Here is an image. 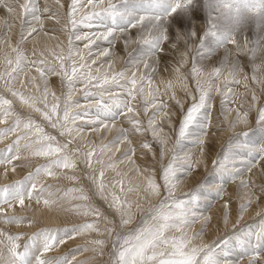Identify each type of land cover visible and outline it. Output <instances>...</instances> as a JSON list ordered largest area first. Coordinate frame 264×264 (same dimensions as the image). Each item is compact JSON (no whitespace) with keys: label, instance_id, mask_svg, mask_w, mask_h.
<instances>
[{"label":"snow or ice","instance_id":"snow-or-ice-1","mask_svg":"<svg viewBox=\"0 0 264 264\" xmlns=\"http://www.w3.org/2000/svg\"><path fill=\"white\" fill-rule=\"evenodd\" d=\"M121 2L127 5L129 0ZM55 3L64 7L62 0ZM133 3L135 9L120 11L114 0H69L63 28L68 33L67 50L62 44L56 46L59 53L34 47L29 56L24 43L44 32V13L54 18L56 12L47 0L43 7L40 0H0V7L6 10L3 22L7 29L0 43L8 44L14 54L5 53L0 71V143L7 141L0 149V167L5 177L18 167L32 169L23 179L0 185V224L37 223L33 217L17 214V204L21 210L32 203L42 204L82 218L70 226L46 225L31 233L0 229V264H89L76 260V254L92 251L102 255L105 239H93L63 256L49 254L68 240L93 232L112 241L107 264H243L244 259L248 264H264V208L251 223H243L254 199L259 200L255 191L240 197L238 221L230 230L210 243L201 240L211 222V216L201 208H210L211 200H225L229 183L239 181L238 190L252 189L250 176L245 180V174L264 165V35L260 34L264 33V0ZM17 9L21 17L30 16L32 23L21 20L20 39L13 46L9 44L12 25L8 21ZM201 11L206 13V23L197 30ZM253 13L258 33L254 39L240 30L245 14ZM223 17L232 21L227 28L219 23ZM98 40L107 42L108 47L93 54ZM121 41L128 57L126 64L136 67L131 74L127 67L114 70L115 47ZM181 42L183 51L179 49ZM133 44L135 49L129 51ZM165 44L179 51V58L173 68L175 77L161 81L162 94L154 76L159 73L161 55L167 51ZM218 49L224 50L223 57L218 66L206 71L202 61L207 57L202 54L212 56ZM242 54L249 58L250 73L244 72L239 59ZM96 57L103 60L104 70L94 69L101 62ZM189 63L188 71L181 72ZM33 69L35 75L17 88V78ZM203 75L207 80L201 79ZM53 76L59 78V94L50 85ZM29 83L35 91L26 90ZM241 85L243 94L237 92ZM177 86L184 92L183 99L176 95ZM77 91L81 92L78 98ZM213 93L221 97L225 121L232 112L235 117L227 128L233 135L210 156L207 145L213 127ZM240 95L243 102L237 100ZM138 96L142 107L136 104ZM233 103L237 104L235 109L230 107ZM17 104L30 111L22 115ZM173 104L179 110L178 124ZM252 113L254 119H250ZM240 124L245 127L237 133ZM113 129L116 135L106 141L101 134ZM92 135L101 136L99 142L91 139ZM187 143L192 147H186ZM194 149L201 150L200 159H193ZM117 152L120 157L115 156ZM22 153L27 155L22 157ZM137 153L150 156L151 162L137 164ZM29 157L42 158L43 162L35 166L15 163ZM125 162L142 183L134 182L129 172L121 169ZM201 165L210 169L207 175L195 187L181 191ZM80 171L86 175L87 187L80 183ZM109 172L114 175L109 177ZM46 177L68 180L74 186L46 184ZM259 188L264 193V184ZM133 193L135 200L129 199ZM149 197L160 199L145 211L141 200ZM95 198L106 204L108 214L94 203ZM222 207L227 228L231 205L225 201ZM201 221L200 231H192ZM237 252L240 259L231 260Z\"/></svg>","mask_w":264,"mask_h":264},{"label":"rangeland","instance_id":"rangeland-1","mask_svg":"<svg viewBox=\"0 0 264 264\" xmlns=\"http://www.w3.org/2000/svg\"><path fill=\"white\" fill-rule=\"evenodd\" d=\"M21 2H22V0H21ZM47 2L50 5V7L56 12V15H55L54 18H48V13H44V17H45V19H44V26H45L44 27V32H41L38 36L35 37V39L29 38L24 43V45H23L24 50L28 53L29 56H31L32 49L34 47L36 49H38V50H43L45 48H51L50 45H49V42H50L49 39L46 36H44L43 34H46L49 37L53 36L55 39L52 40V41L54 43H56L57 45L58 44H62L64 46L65 50H67L68 33L66 31H64L63 28L67 24V18H66L65 14L67 12L69 0H62V3L64 5L63 8H59L56 5L55 0H47ZM114 2L117 3L118 5H120V11L133 10L136 7L135 4L133 3V0H129V3L127 5L123 4L121 2V0H114ZM44 3H45V0H40L41 7L44 6ZM14 7H15V5H14ZM5 15H6V10L4 8L0 7V38H3L6 35V33H7V29L5 28V25H4V22H3V18L5 17ZM22 19L28 20L30 24L32 23L31 17L30 16L21 17L19 15V10L18 9L13 13V16L11 18H9L8 22L12 25L11 33L8 34L10 36V39H9V44L10 45H13V46L16 45L17 42L20 39L21 20ZM107 22L111 23V20H109ZM204 23H206V13L201 11L199 13V21H198V26H197L198 29L197 30H199V25H202ZM219 23H220L222 28H227V27H229L231 25L232 21L230 19H228L227 17H223V18H221ZM93 30L96 31V30H103V29H93ZM240 30L242 32H244L245 36H247L249 38H253V39L255 38V36L258 33H257V27H256V16H255L254 13L253 14H245V20L240 25ZM131 34L133 36H135L136 35L135 30H131ZM260 34L264 35V33H260ZM61 36H64V38L62 40H61ZM79 46L81 48H83V44L82 43H80ZM210 46H213V45H210ZM107 47H108L107 42L98 40L96 42V45L92 49L93 54L98 52L101 48H107ZM135 47H136V45L133 44L132 47L129 49V51H131L132 49H135ZM164 47H165V49H167V51L164 54L161 55V61H160V65H159V69L161 67L162 68L164 67V69H163L162 72H160V70H159V73L154 76V82H155V84H159L160 85V91H161L162 94L164 93V86H163V84H161V81L162 80L173 79L175 77L176 74L173 72V68L177 66L176 65V61L179 58V51L170 49L168 44H165ZM179 49H180V51L184 50L183 42H181L179 44ZM54 50L57 53H59V51H60L59 48H57V47L54 48ZM5 53L13 54V53H11V48L9 47L8 44L0 43V71H3V69H4L3 57H4ZM85 53H87V50H85ZM115 53H116V55L114 57V59H115L114 70L119 71L120 69H123V68L127 67L128 71H129V74H131L132 72L136 71V67H134L130 63L126 64V62L128 60V57H127V55H126V53L124 51L123 42L122 41L116 45ZM138 54L139 53H134V55H138ZM202 55L207 57L206 59H204L202 61V63L205 65V70L207 71V70H210L212 66H218V62L220 61V59L224 55V50L223 49H218L216 51V53L213 54L212 56H207L206 53H203ZM234 58H235V54H234ZM88 59H89V63H90L91 62V57H89ZM96 59L100 60L101 62L99 64L95 65L94 69L95 68H100L101 70H104V62H103V60L100 57H96ZM239 59L241 60L243 66H244V72L245 73H250V66H249V58H248V56L242 54V55H240ZM257 63H260L259 59L257 60ZM189 67H190V63H189V65L185 66L184 69H181V72H187ZM140 72L143 73V69L142 68L140 69ZM32 75H35L34 69L30 70L29 72H27V73H25V74H23L21 76H19L17 78V80H16V87L20 88L21 87V81H25L27 77H31ZM225 76H227V70H225ZM201 79L202 80H207V76L203 75L201 77ZM52 83H56V89H57L56 92H57V94H59V91H60L59 78L56 77V76L51 77L50 78V85L51 86L53 85ZM218 83H221V86H222V82H218ZM27 89H31L32 91H35V89L32 87V85L30 83L26 85V90ZM175 91H176V95H177L178 98H181V99L184 98V92L179 86H177ZM237 92L240 93V94H243L245 92V89H244L243 85H241V86H239L237 88ZM75 95L78 98L81 95V92L77 91ZM164 98L167 99L166 95H165ZM220 100H221V97L219 95H217L216 93H213V104L215 106L214 110H213V113H212V115H213V127L211 129V133L212 134H211V136L208 139L207 148L211 144L219 143L220 141H221L220 144L221 143L223 144V142L226 141L229 136L233 135V133L231 131H227V128H228V122H230L232 119H234L235 112H232L228 116V121H225L224 114L221 113V110H220ZM237 100L239 102H243V100H244L243 95L238 96ZM49 102L51 103V102H54V101L50 100ZM136 104L138 106L142 107V98L141 97H139V96L137 97ZM185 107H187V104H185ZM230 107L235 109L237 107V104L236 103L230 104ZM17 111H19L22 115H26L30 111V109L27 108V107H20L19 104H17ZM173 111L176 113L175 122L178 124L179 123V115L180 114H179V110L175 107L174 104H173ZM37 119H39V117H37ZM250 119H254V113L250 114ZM124 126L127 127V124H125ZM244 127L245 126L243 124L238 125L236 127V132L237 133L240 132ZM46 130L51 131L54 135H56V132L54 130H52V129H46ZM165 130L167 131V128ZM115 135H116V131L111 136H109L108 139H106V141L107 140H111ZM101 136H106V134H101ZM85 138L87 139L88 137H85ZM90 138L93 139V140H94V138H96L97 142H99V140H100V136L98 137L96 135H92V136H90ZM133 139H134V143H135V138H133ZM79 142H81V141H78V143ZM6 143H7V141L5 143H0V149L4 148ZM171 144H172V140H170L169 147H171ZM220 144H217V148L218 149H217L216 153H218L221 150L222 145H220ZM218 145H219V147H218ZM186 147H192V145L190 143H187ZM200 151H201L200 149H194L195 155L193 156V159H197L198 158V156L200 155ZM24 155H27V154L26 153H22V157ZM120 155H121V153H119V152H117L115 154L116 157H120ZM140 156L141 155L139 153H137L136 161L140 165H142V163L146 164V162H150L151 158L150 159H146L143 156H142L143 158H139ZM29 162H31L33 164V166H35V164L37 162L42 163L43 159L41 158L39 161H37V159L29 157L28 160H25V159L22 158L19 161H15V163L20 164V165H23V164L29 163ZM120 166H121V169L123 171L129 172V176H130L131 179L134 180V182L140 181V177L139 176H135V174H133L132 172L129 171V165L127 164V162L121 164ZM25 168L26 167H18L16 169V172L19 173L20 170H23ZM80 168L83 169V165H81ZM30 170H32V169L26 168L25 171L22 173V175L12 178L11 177L12 176L11 173H13V172L9 171L7 177H5L4 168L0 167V185L8 184V183H11V182H13L15 180H18V179H23V177L26 176L28 171H30ZM209 170L210 169H208L207 171H209ZM262 170H264V165H261V166H258L256 168H253L250 174L249 173L245 174V176H244L245 180H248L249 176H250V179H251V182H252V185H253L252 189H239L238 190L237 185L239 184V181H236L235 183H229L226 186L227 187V191H226V195H225V200H223V201L211 200V207L210 208L207 207V206H203L201 208V211L205 215L211 216V219H212L213 216L218 214V211L223 210V213H224V208L222 207V205H223V203L225 201H228L230 203L231 209H230L229 225H228L227 228H225L224 224H223V220H221L217 227L220 228V230L223 229V231L220 232L218 235H223L226 231H228V230H230L232 228L233 224L237 223V221H238V208H239V205L241 203L240 197L245 196L249 191H255L256 196L259 197V200L262 199V197L264 196V193L260 192L259 186L264 184V181L261 182V179L257 178L258 175H262ZM207 171L205 173V176L207 175ZM19 174H21V173H19ZM78 174L81 177L80 183L83 184L85 187H87L88 186V181L86 179L85 173L83 171H80ZM110 174L114 175V173L109 172L108 173L109 177H110ZM197 174H200V173H197ZM3 179H5V180H3ZM208 180H209V182H211L212 181V177L209 176ZM43 182L46 183V184H54V185L59 184L60 186H62L64 188L74 186L73 182L68 181V180H63V179L53 180L51 178H47L46 177V178H44ZM230 188H233L234 191H235L233 195H232V193L230 191H228ZM136 198L137 197H136L135 193L130 194V196H129V199H132V200H135ZM159 199H160V197H159ZM255 201L256 200L254 199L252 207L249 210L254 208L253 205H254ZM216 202H218L217 206H216V204H217ZM94 203L97 204L99 207H101L105 211V214H108L109 210L107 209L106 204L102 200H100L99 198H95L94 199ZM154 203H156V202H154ZM154 203H152V204H154ZM65 207H67V205H65ZM148 207H149V204H147V206L145 207L144 210L147 211ZM40 208H45V207L42 204L41 205H36V204L32 203V204L29 205V207L26 210H21L20 206L17 204L15 206V212L17 214L33 217L37 221V223H35V224L31 225V226H29L28 224H23V225H21V224H11V225L0 224V229H7L8 231H10L12 233H17V232L31 233V232L39 230V228L47 225L46 222H44L42 219H40L39 217L36 216L35 210H39L40 211ZM261 208H264V206H262L260 202L257 203L256 207L254 208L253 214H251L248 218H243V223H245V224L251 223L252 220L256 217V213L259 212L261 210ZM45 209L59 210L58 208H45ZM249 210L244 214V217H245V215H247L249 213ZM12 211H13V209H8L9 213H11ZM134 211H136V210L134 209ZM70 215H71L70 220L68 222H66L65 224H59V225L58 224H52L50 226H55V225H57V226H66V224H67V226H70L71 224L79 222L82 219L81 217L75 216L73 213H71ZM138 215H140V214H138ZM140 216L137 217V219H139ZM233 217H234L235 221H233ZM202 223L203 222L201 221V222H198L197 224H195L193 226V228H192V231H194V232L200 231ZM210 224H211V222L207 225V229L210 226ZM48 225H49V223H48ZM101 226H103V225H101ZM132 226H135V225L133 224L130 227H132ZM34 227H35V229H34ZM207 229H206L204 235L201 237V239L205 238V235L207 233ZM31 230H33V231H31ZM89 235H91L94 239H95L94 236H96L97 237L96 239H105L107 241L105 246H104V251L107 250L106 251L107 254L104 251H103L102 255L94 253L92 251H88V252H83V253L76 254L75 259L78 260V261L87 260L89 262V264H100L99 262H103L101 264H107V261L109 260V253H110L111 248H112V241L110 239H108L106 235L105 236H99V235L97 236V234L95 232L90 233V234H86V235H83V236H78V237H76V238H74L72 240H68L67 243H65L64 245H62V246H60L58 248H55L49 255L52 256V257L63 256L65 254L70 253V251L72 249L76 248L79 245L89 244L90 241L83 240V239H89V237H88ZM200 242H201V240H200ZM208 243H209V241H208ZM66 244H68V245H67L66 248H64V251H62V250L58 251L61 247L66 246ZM69 245L71 247H68ZM229 258L231 260H233V261H237V260L240 259L239 255H238V252L234 253ZM243 261H245L244 262L245 264H248L247 259H244Z\"/></svg>","mask_w":264,"mask_h":264},{"label":"bare ground","instance_id":"bare-ground-1","mask_svg":"<svg viewBox=\"0 0 264 264\" xmlns=\"http://www.w3.org/2000/svg\"><path fill=\"white\" fill-rule=\"evenodd\" d=\"M198 26V25H197ZM198 29V28H197ZM44 36H46L48 39H49V45H50V47L51 48H56V46H57V44L56 43H54L52 40H54L55 38L53 37V36H47L46 34H43ZM64 38V36H61V40ZM163 69H164V67L162 68H160V72H162L163 71ZM53 85H52V87H53V89H55V90H57L56 89V83H52ZM58 88V87H57ZM116 130L115 129H113V131L112 132H110V133H107L106 134V139H108V137L109 136H111L114 132H115ZM99 137V136H98ZM100 139H101V136H100ZM94 140L96 141V138H94ZM221 142V141H220ZM220 142L219 143H213V144H211L209 147H208V153H209V155L211 156V155H214V154H216V151H217V144H220ZM169 144H170V140H169ZM220 145H222V143L220 144ZM218 147H219V145H218ZM139 158H143L142 156H140ZM151 157L149 156V157H147L146 159H150ZM197 159H200V155L198 156V158ZM137 162V161H136ZM150 162H151V159H150ZM137 164H139V163H137ZM142 165H145L144 163H142ZM121 167V166H120ZM26 169V168H25ZM25 169H23V170H20L19 171V173H21V174H19L18 172H15V173H11L12 174V178L13 177H18V176H20V175H22V173L25 171ZM206 169L204 168V166L203 165H201L200 167H199V170L196 172V174H195V176L194 177H192V178H189L186 182H185V184H184V186L182 187V189H181V191H187V190H189L190 188H193V187H195L194 185L196 184V182L198 181V180H200V179H202L204 176H205V173H206V171H205ZM197 173H200V174H197ZM111 176H113V175H111L110 174V177ZM10 177V178H11ZM198 178V179H197ZM257 178L258 179H261V182L262 181H264V174H262V175H258L257 176ZM7 179V178H6ZM139 179V178H138ZM3 180H5V179H3ZM137 182H141L142 183V180H141V177H140V181H137ZM228 191H230L231 193H232V195L234 194V189L233 188H230ZM159 199V197H149V199L147 200V201H144V200H142L141 201V203H142V205H143V208L145 209V207L147 206V204H150V203H154V202H157V200ZM261 203V205L262 206H264V196L262 197V199H260V200H258V201H255V203H254V208L256 207V204L257 203ZM217 204H216V206L218 205V202H216ZM215 206V207H216ZM254 208L253 209H251V210H249V213L247 214V215H245V217L244 218H248L251 214H253V212H254ZM146 211V210H145ZM35 213H36V216L37 217H39L40 219H42L44 222H46L47 223V225H48V223H49V225L48 226H50V225H52V224H65L66 222H68L69 220H70V218H71V213L70 212H67V211H62V210H53V209H45V208H40V211L39 210H35ZM137 215H136V217H139L140 215H141V213L140 212H138L137 211V213H136ZM138 214H140V215H138ZM222 216H223V210H220V211H218V214L217 215H215V216H213V218L211 219L212 221H211V224H210V226L208 227V229H207V233H206V235H205V238L204 239H201L203 242H205V243H208V241H209V243L212 241V240H214L215 238H216V236L220 233V232H222L223 231V229H221L220 230V228H218L217 226L219 225V222L222 220ZM74 217V216H73ZM237 219V218H236ZM233 221H235V219H234V217H233ZM42 224V223H41ZM67 225V224H66ZM55 226H57V225H55ZM103 227V226H102ZM221 227V226H220ZM34 229H35V227H34ZM33 229V230H34ZM33 230H31V231H33ZM97 234V233H96ZM223 234V233H222ZM94 236V235H93ZM97 236H98V234H97ZM89 237V239H83V240H85V241H91V240H93L94 238L91 236V235H89L88 236ZM95 237V239L97 238L96 236H94ZM206 240V241H205ZM200 242V240H198L197 241V243H199ZM67 245L68 244H66V246H64V247H61L58 251H60V250H62V251H64V248H66L67 247ZM68 247H71L70 245L68 246ZM104 251V250H103ZM107 251V250H106ZM106 251H104V252H106ZM62 254V253H61ZM106 254H107V252H106ZM105 254V255H106ZM107 260V259H106ZM105 262V261H104ZM245 261H243V263H244ZM100 264L101 263H103V262H99ZM245 264V263H244Z\"/></svg>","mask_w":264,"mask_h":264},{"label":"clouds","instance_id":"clouds-1","mask_svg":"<svg viewBox=\"0 0 264 264\" xmlns=\"http://www.w3.org/2000/svg\"><path fill=\"white\" fill-rule=\"evenodd\" d=\"M261 59H264V54H262V57H261Z\"/></svg>","mask_w":264,"mask_h":264}]
</instances>
